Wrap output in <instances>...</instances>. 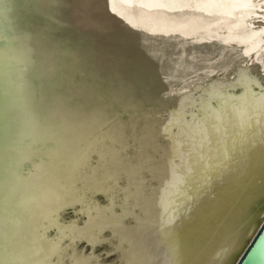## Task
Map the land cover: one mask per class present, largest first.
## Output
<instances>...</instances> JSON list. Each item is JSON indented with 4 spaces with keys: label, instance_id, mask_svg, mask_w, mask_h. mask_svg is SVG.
Masks as SVG:
<instances>
[{
    "label": "rangeland",
    "instance_id": "1",
    "mask_svg": "<svg viewBox=\"0 0 264 264\" xmlns=\"http://www.w3.org/2000/svg\"><path fill=\"white\" fill-rule=\"evenodd\" d=\"M120 1L0 0V246L33 225L34 264H127L134 237L119 230L153 225L152 194H176L154 167L193 152L229 105L264 98V0L216 15L201 0Z\"/></svg>",
    "mask_w": 264,
    "mask_h": 264
},
{
    "label": "bare ground",
    "instance_id": "2",
    "mask_svg": "<svg viewBox=\"0 0 264 264\" xmlns=\"http://www.w3.org/2000/svg\"><path fill=\"white\" fill-rule=\"evenodd\" d=\"M122 1H124V0H121L120 2H122ZM176 1L181 2V3L183 2L185 4V2L187 3L190 0H176ZM244 1H247V0H201V2L198 5V9L200 8V11L203 10L209 14L213 15V13H215V15H216V14H221V11L226 12L227 9H230L231 7L233 8V6H236L237 4L244 3ZM251 1L249 3H251ZM126 2H128V0H126ZM126 5H128V3ZM241 5H243V4H241ZM187 6H186V8H187ZM38 7H40V6H38ZM160 7H162V6H160ZM238 8H240V7L238 6ZM33 9H34V7H33ZM60 10H62V9H60ZM188 10H189V8H188ZM235 10H236V8H235ZM40 11H41V9H40ZM192 11H194V10H192ZM203 11H202V13H203ZM232 11H233V9H232ZM251 11L252 10H250L249 14H251ZM224 12L222 14H224ZM228 12H231V10H229ZM226 13H225V15H226ZM201 14H199V15H201ZM56 15H58V13ZM194 15H196V14H194ZM239 15L241 16V14H239ZM199 17L200 18H197V15H196V19L202 20L201 17H203V16H199ZM232 17H234V16H232ZM77 18L78 17H76V19ZM186 18H188V17H186ZM217 18L215 19V21L217 20ZM235 18H233V20H235ZM82 19H84V18H82ZM70 21H72V18L70 19ZM78 22H80V21H77L76 23H78ZM193 22H195V21H193ZM226 22H229V21H226ZM230 22H232V20ZM184 23H185V20H184ZM74 24H75V22H74ZM202 24H204V23H202ZM207 24H209V23H207ZM236 24H238V20H237ZM236 24H234V25H236ZM197 25H199V24H197ZM237 26H239V25H237ZM252 26H253V24H252ZM66 27H63V28L66 29ZM90 28L93 29L92 26ZM224 28L226 29V27H224ZM230 28H232V27H230ZM233 28H234V26H233ZM69 29H71V28H69ZM211 29H213V28H211ZM216 29H218V28L216 27L215 30ZM235 29H237V28H235ZM244 29L246 30V27ZM67 30H68V28L66 29V31ZM213 30H212V32L214 33L215 30L214 31ZM222 30H224V29H222ZM228 30L230 31L229 28H228ZM240 30H242V29H240ZM58 31H60V30H58ZM71 31H73V30L71 29ZM71 31H70V33H71ZM207 31H206V33H207ZM236 31L238 32V29ZM50 32L51 31H48V33H50ZM242 32L244 33V31H242ZM261 32H263V31H261ZM222 33L220 32V34H222ZM249 33H252V32H249ZM254 33L256 34V32H254ZM171 34H173V32ZM204 34H202V35H204ZM42 35H44V34L42 33ZM61 35H59V37H61ZM66 36H69V34ZM62 37H64V36H62ZM62 37L60 38L61 40H62ZM210 37H211V35H210ZM219 37H221V36H219ZM67 39H69V38H67ZM48 41H50V40H48ZM255 41L256 40H254V43H255ZM66 43H69V42L67 41ZM66 43L64 46H66ZM260 43H262V42H260ZM214 45H216V44H214ZM249 46L251 47L252 45L250 44ZM204 47H206V46H204ZM243 48H244V46H243ZM232 49H234V48H232ZM251 49H252V47H251ZM251 49L248 50V53L250 52ZM245 53H247V52H245ZM214 58H215V56H214ZM56 59H57V57H56ZM211 59H213V58H211ZM260 59H262V58H260ZM260 59H258V60H260ZM254 60H256V59H254ZM240 64H243V63H240ZM252 64H254V63H252ZM234 65L236 66V64H234ZM263 67H264V65L262 66V68ZM232 70H233V67H232ZM221 71H223V69ZM229 72L231 73L232 71H229ZM227 76H228V74H227ZM223 77H226V75ZM228 77H230V76H228ZM218 79H221V78H218ZM69 80H70V78H69ZM216 80H217V78H216ZM241 80H243V79H241ZM259 84H260V82H259ZM213 85H211V86H213ZM151 86H152V84H151ZM174 86H176V85H174ZM253 87H254V85H253ZM243 88H245V87H243ZM243 88H242V90H243ZM244 91H246V89ZM248 92H249V90H248ZM204 93H206V92H204ZM208 94H210V93H208ZM54 95H56V94L54 93ZM209 96H211V95H209ZM218 96H220V95H218ZM243 96H241V97H243ZM212 97H213V95H212ZM194 98H195V96H194ZM222 98H229V97L222 96ZM236 98H238V97H236ZM206 99H208V98H206ZM256 100L257 101L252 102L253 104L252 103L250 104L249 102H248L249 103L248 105L241 103V105L239 107L237 106L236 108L234 107L235 104L233 105L234 108L230 107V105H229V109L231 108L230 110H228V109L223 110L214 116L213 121L216 124L214 126V129H213L214 131L208 132V129H207V131H204V132L201 131V133L199 132L200 133L198 135L199 137L198 136L194 137V139H198V141L194 142V147H196V149L193 152L186 154L182 159H180L176 162H165L162 165H157L154 167L156 173L160 174L164 179L169 180L173 184L172 189L175 190L176 194H174L175 197H172L169 200V202L162 203V204L161 203H155V202H157L156 200L158 198V195L155 193L152 194L151 197H152V199H154L153 202L155 204V206L151 207V209H150L152 216H153L152 221L155 222V223H153V225L148 226L146 229H141V230L137 231L136 233L128 230L127 227H123L119 230V233H121L123 241L125 240L127 242V240L131 238V236L134 237V239H133L134 243L131 244V246H129L128 250H126V251L124 250V252L128 256L127 257L128 258L127 264H135L136 261L138 262V264H230L233 261L234 257L237 256V254L239 252H242L244 250V248L246 246L243 248V245L246 241L250 242V240H251L250 237H251L252 232L254 231L255 226H256V218H258V216H260V213H261V212L257 213L254 211L252 213L249 212V208L256 201V198L260 195L258 194V191H256V193L253 195H252V193H248V190H247L246 185H245L247 180L250 177H255L258 175L257 168H253L250 170L248 166L252 165L253 163H260L261 165L264 166V98L259 99V101H258V98ZM228 102L232 103V101H228ZM238 103H240V102H238ZM178 106H179V104H178ZM226 107L228 108V106H226ZM219 109H221V108H219ZM223 109H224V107H223ZM214 111H213V113L215 114ZM131 114H129V115H131ZM258 115H259V118H257L258 120L256 119V121H254L253 123L250 124V121L253 118H256ZM209 116L211 117V115H209ZM122 119H123V117H122ZM117 120H118V118H117ZM173 131H174V129H173ZM194 139H193V141H195ZM78 140H79L78 136H76L74 133H72L71 138L70 137H69V139H67L66 137L64 138L63 142L65 143L66 146L64 145L65 152H63V156H64L63 159L67 160L69 158H73V157H71V155L74 156L73 151L75 152V151L80 150L79 145H78ZM26 141L24 140V142H26ZM160 143L163 144V142H160ZM43 161H45V160H43ZM52 161H53V165H54L55 162H54V160H52ZM94 161H96V160H94ZM73 163L75 164V160H72V164ZM84 163H87V161ZM45 164H47V163H45ZM27 169H28V171H31L32 169H34V166L29 165L27 167ZM263 169H264V167H263ZM24 170L25 169H23V171ZM48 171H49V169H48ZM261 171H263V170H261ZM26 176H28V175H26ZM261 185L264 187V176H262V178H261ZM156 189H158V188H156ZM172 189H171V191H173ZM166 190L168 191V189H166ZM37 192H38V190H37ZM169 192H170V190H169ZM262 193H264V191H262L261 194ZM112 194H113V192H112ZM87 198H89V197H87ZM124 198H126V196ZM34 199H35V196H34ZM72 199H76V198H72ZM77 200H78V198H77ZM75 202H76V200H75ZM146 202H148V201H146ZM36 203H38V202H36ZM72 203H74V202H72ZM154 204H152V205H154ZM44 205L45 204H43V206ZM64 205L62 204V206H64ZM232 206H234L235 209ZM229 207L233 208V209H231L233 211L231 214V218L233 217L232 216L233 213L236 214V216H234V218H233L234 224H233L232 228H230L231 227L230 223H229V225H227L228 223H225V221H227L230 218V215H228V213H227ZM68 208H70V207H68ZM162 208H163V211H160V209H162ZM148 210H149V208H148ZM124 212H126V211H124ZM51 215H54V214H51ZM95 215H96V213H95ZM253 215H255V216H253ZM53 221H55V220H53ZM32 224H35V223L32 222ZM144 226L145 225H143L142 228H144ZM226 226H227V228H226ZM34 228L35 227L33 225H31V227L28 228V230L25 233H23L24 236L21 237L20 241L17 244H15L12 249L11 248L9 249L7 247L8 244H7V246H0V264H18V262H17L18 259H20L19 264H34V259L32 258V255H34V254H32V252H33L32 251V244L30 242L31 240L29 241V239H30V236L33 235L35 232H37V233L40 232V231L34 232V230H35ZM88 234H90V232ZM83 238H84V236H83ZM130 241L133 242L132 240H130ZM38 244H39V242H38ZM34 247H36V246H34ZM121 248H122V246H121ZM56 251L57 250H55L54 252L57 254ZM48 253H50V252H48ZM51 254H52V252H51ZM240 254H239V256H240ZM9 256L13 257V259L11 261L6 260V258ZM60 256H58V257H60ZM40 261L42 262V260H40ZM40 261L37 264H41ZM45 261H46V259H45ZM43 264H46V262Z\"/></svg>",
    "mask_w": 264,
    "mask_h": 264
},
{
    "label": "water",
    "instance_id": "3",
    "mask_svg": "<svg viewBox=\"0 0 264 264\" xmlns=\"http://www.w3.org/2000/svg\"><path fill=\"white\" fill-rule=\"evenodd\" d=\"M248 167L250 170L253 168H257L258 170V175L255 177H250L245 184L248 193H252L253 195L256 193V191H258V194L260 195V196L257 195L258 197L256 198V201L249 208V212L252 213L254 211L257 213L258 212L261 213L260 216L256 218V226L250 237L251 238L250 242L246 241L244 243L243 248L245 246L246 247L242 252H239L237 256L234 257L233 261L230 264H264V193L261 194V192L264 191V187L261 185V178L262 176H264V169H263L264 166L261 165L260 163H253ZM232 207L228 208L227 213L228 215H230V218L227 221H225V223H228L227 225H229L230 223L231 225V227L229 226L230 228H232L234 224L233 218L234 216H236V214L233 213L232 215L233 217L231 218V214L233 212L231 210L233 209Z\"/></svg>",
    "mask_w": 264,
    "mask_h": 264
}]
</instances>
